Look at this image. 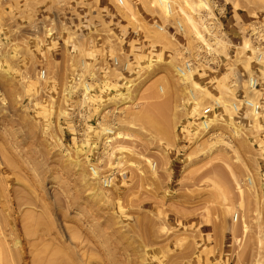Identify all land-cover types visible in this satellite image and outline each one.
Returning a JSON list of instances; mask_svg holds the SVG:
<instances>
[{
    "label": "rangeland",
    "instance_id": "374dc122",
    "mask_svg": "<svg viewBox=\"0 0 264 264\" xmlns=\"http://www.w3.org/2000/svg\"><path fill=\"white\" fill-rule=\"evenodd\" d=\"M177 1L0 0V264H264V0Z\"/></svg>",
    "mask_w": 264,
    "mask_h": 264
},
{
    "label": "bare ground",
    "instance_id": "6f19581e",
    "mask_svg": "<svg viewBox=\"0 0 264 264\" xmlns=\"http://www.w3.org/2000/svg\"><path fill=\"white\" fill-rule=\"evenodd\" d=\"M155 1H156L157 3H159V2H163V3H167V2H169V3H170L169 10L167 9L166 11H167V14H168L169 16H172V17L176 16V15H175V13H176L175 8H176V9H177V8H178V9H181V11H183V12L185 13V15H186V17H187L189 23L192 24V26L195 28L198 37L204 39L203 33L198 29L199 26H198L197 21L192 17V15H190L189 13H187V12L182 8V6H181V4H180L179 1H177V0H155ZM126 4H127V6H131V4H130L129 1H127ZM159 5H160V4H159ZM203 5H204V2H201V1H200L199 4H198V6H200V7H202ZM159 29H160L161 32L165 33V32H164V28L160 27ZM222 43L225 44V45H229L228 42H222ZM149 62L153 63V62H154V59L152 58ZM157 62H158V61H157ZM154 63H156V62H154ZM149 66H150V64H149ZM184 69H187V70L185 71ZM184 69H181V68L178 67L177 70H176V69H175V70L178 71L177 73L180 74V76H181V78H182V80H183L184 82H189V80L193 79V74H192L193 67H192V66H187V67L184 68ZM223 77L225 78V80L228 79V78H229V72L225 73ZM253 80H254V81H253V87H255L256 79H253ZM200 87H202V86H200ZM255 88H256V87H255ZM189 93H190V97H191L194 101H196V103H198L199 96H198V94H197V89H195V88H191V89L189 90ZM125 95H126V94H125ZM132 96L135 97V95L133 94V92L130 91V92L128 93V98H129V99H134V98H132ZM83 97H84V95H83ZM83 97H82V100H83V104H84V102H86V99L84 100ZM215 104H216V105H220L221 102L217 100ZM84 105H85V104H84ZM210 108H212V106L209 107V109H210ZM209 123H210L209 121L203 122V125H204V128H205V129H208V127H209ZM232 130H233L235 133H237V130L235 129V127L232 128ZM118 132H119V131H118ZM200 133H201V131H200ZM119 134L121 135V132H119ZM123 136H124V135H123ZM87 149H88V148H87ZM87 149H86V150H87ZM152 165H153V167H155L156 163H154V164H152ZM82 175H85V174L82 173ZM7 250H8V249H6L5 247L1 246V247H0V255H4V253H5ZM52 264H54V263H52Z\"/></svg>",
    "mask_w": 264,
    "mask_h": 264
},
{
    "label": "built area",
    "instance_id": "2783aa9c",
    "mask_svg": "<svg viewBox=\"0 0 264 264\" xmlns=\"http://www.w3.org/2000/svg\"><path fill=\"white\" fill-rule=\"evenodd\" d=\"M118 2H119V5H123L124 4V0H118ZM159 4L162 7V9H164V10L168 9L169 10V7H170V3L169 2H167V3L159 2ZM80 80H81V77L77 76L75 78V80H74V83H77ZM101 80H99V85H98L99 90L98 91H94V92L91 90V92L89 94L91 97L98 98L101 95V93H103V95H105V97H108V96H110L113 93L115 94V92H118L117 94H119V87L113 88L110 85H108V86L107 85H103V84L100 83ZM86 81H88L89 83H92L91 79H87ZM119 81L122 82V79H120ZM253 81L254 80H252V82ZM256 83H255V87H257ZM85 87H86V89L90 90V85H88L87 82L85 83ZM97 95H99V96H97ZM96 105L97 104H95V106ZM95 106L93 105L92 107H95ZM235 106H236V108H238V105H235ZM243 107L252 109L254 111V113H256L258 115H260V114H262L264 112L263 99H260L259 101H256V100H253V99L245 98L244 100H242V107L239 110H242ZM257 144H258L259 149H261L263 151L260 163H261V167H262V173L264 174V135L262 136L261 141H259Z\"/></svg>",
    "mask_w": 264,
    "mask_h": 264
},
{
    "label": "crops",
    "instance_id": "0c3cea01",
    "mask_svg": "<svg viewBox=\"0 0 264 264\" xmlns=\"http://www.w3.org/2000/svg\"><path fill=\"white\" fill-rule=\"evenodd\" d=\"M100 77H101V83L103 84V85H110V86H112L113 88H117V87H119V78H114V79H110V78H106L105 76H101V74H100Z\"/></svg>",
    "mask_w": 264,
    "mask_h": 264
}]
</instances>
